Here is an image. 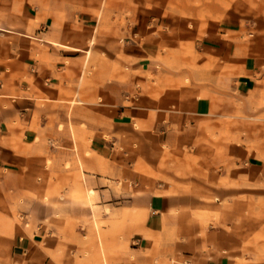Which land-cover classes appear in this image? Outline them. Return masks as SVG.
<instances>
[{
	"label": "rangeland",
	"instance_id": "1",
	"mask_svg": "<svg viewBox=\"0 0 264 264\" xmlns=\"http://www.w3.org/2000/svg\"><path fill=\"white\" fill-rule=\"evenodd\" d=\"M19 1L22 9L16 14L24 21L10 29H18L25 35L0 34V65L3 60L23 59L24 73L11 74L4 85L14 92L18 84L29 90L19 93V99L10 101L16 105L24 96L29 107L35 92L48 89L32 76L33 60L44 58L57 73L55 90L63 95L57 99L82 102L90 112V125L96 126L97 117H103L106 130L110 128L114 115L108 112V108L104 114L98 115L97 112L100 106L114 104L107 93L109 82L116 80L120 83L122 105H129L124 98L128 85V68L125 65L128 58L123 51L101 50L106 40L102 33L116 31L119 47L128 39H134L133 44L142 45L157 42L159 50L152 61L164 62H169V57L178 60L192 58L195 54L193 41H175L180 47L170 51L167 36L176 40L177 35L208 36L212 33V38L220 40L218 44L222 48L233 46V56L240 59L244 57H241V50H245V45L257 44V36L264 35V0H72V6L68 8L72 20L66 22L68 35L60 43L76 47L80 32L88 28L90 38L85 54L90 56L84 66L86 55L83 52L61 47L53 50L51 55L46 51L40 57L42 52L36 49L40 42L38 33L43 31L40 26L43 16L39 15L40 9L34 0ZM63 15L59 14L60 17ZM56 27L66 28L60 24ZM134 32L137 36L133 35ZM113 59L120 60L121 66H109V60ZM181 68L196 69L192 65ZM114 74H119V77L114 79ZM79 77L82 78L79 80ZM188 79L184 76L187 84ZM102 81L106 85L104 90L99 87ZM237 105L239 108L243 106L239 102ZM250 107L251 110L245 111L247 114L229 116L221 122L222 129H212L210 133L212 142L238 145L243 155L241 163L213 166L202 161L199 166L193 150L184 147L182 160L189 165L179 168L180 179L156 178V189L152 195L142 193L144 189L150 191V181L141 179L138 182L141 189L132 195L136 208L132 211L127 209L130 197L123 194L129 184L122 178L115 184L105 182L119 195L100 197L98 192L92 193L90 203L87 189L94 190V184H83L80 172L87 169L80 157V143L88 145L89 142H73V145L38 142L29 146L25 158L35 159L28 166L36 175L31 180L32 184L26 187V192L19 191L16 180L6 185L0 183V264H15L12 260L13 240L17 227L24 224L23 217L33 214L36 218L41 215L47 219L48 209L54 210L55 219L67 224L58 231L63 241H67L64 250L77 253V264H194L183 255L197 249L196 239L205 240L202 248L212 252L215 264H264V100ZM59 128L64 127L60 125ZM132 128L137 133L142 132L140 127ZM71 129L73 139L77 141L75 127L71 126ZM130 135L122 130L119 137L125 142H135V150L143 154L144 147L135 138L129 140ZM92 136L90 129L89 140ZM102 136L110 141L108 133ZM17 143L12 142L15 147ZM193 164L201 170L200 178H195V185L192 184ZM169 165L172 166L171 163ZM138 173L143 176L144 168L141 167ZM211 174L216 179H212ZM225 174L226 178L220 177ZM170 186L177 187L168 189ZM162 187L165 189L159 191ZM151 197L183 201L179 210L173 209L170 213L187 214L189 221L182 222V226L165 222L146 230L145 219L156 217L149 207ZM37 204H41L44 210L35 209ZM187 244L189 248L185 247ZM214 258L218 259L217 263Z\"/></svg>",
	"mask_w": 264,
	"mask_h": 264
},
{
	"label": "crops",
	"instance_id": "2",
	"mask_svg": "<svg viewBox=\"0 0 264 264\" xmlns=\"http://www.w3.org/2000/svg\"><path fill=\"white\" fill-rule=\"evenodd\" d=\"M34 2L39 6V15L43 16V21L40 20L43 31L38 33L40 42L36 49L42 52L39 53L40 57L44 56L46 51L48 55L53 54L51 52L57 47L84 54L87 52L85 50H88L90 38L88 28L80 32V41H76V47L60 43L68 35L65 32L68 29L66 22L72 20V13L68 12L72 0H34ZM20 9L22 8L19 0H0V34L25 35L18 29V31L10 29L11 26L24 21L16 14ZM60 13H64L63 17L59 16ZM57 24L66 28L57 29ZM102 34L106 35V40L103 41L101 50L123 51L124 56L128 58L125 64L128 68V85L124 98L125 103L129 105H122L120 83L113 80L107 85V93L114 104L98 107V115L106 113V108L114 115L108 130L104 127L103 117H97L96 126L90 125L88 117L90 112L82 102L57 99L63 96L55 90L57 73L53 71L52 64L44 58L33 60L32 76L36 82L44 83L48 89L43 88L35 92L34 101L29 107L25 103L27 98L24 96L20 98L22 102L14 105L10 99H19V93H26L29 88L18 84L14 92L4 83H8L11 74L24 73V60L2 61L0 65L1 184L6 185L16 180L20 186L19 191L26 192V187L32 184L31 180H34L36 175L28 166L35 159L25 158L31 145L34 146L38 142H55L64 145L89 142L88 145L80 143V157L87 168L85 171L81 169V180L83 184L86 182L94 184L96 191L87 189V194L98 192L100 197L119 195L105 182L115 184L122 178L129 184L127 192L123 194L130 197L127 209L132 211L136 209L132 195L136 190L141 189L138 183L141 179L150 181V191L145 189L142 191L146 195L155 192L154 181L158 177L174 181L180 179L179 168L184 164L189 165L182 160L184 147L193 150L199 166L202 161L213 166L222 163L231 166L233 163L242 162L240 158L243 155L238 145H234L233 142H212L210 133L212 129H222L221 122L229 116L236 113L247 114L245 111L251 110L250 105H258L264 100V35L257 36V44L245 45V50H241V57L243 55L244 57L240 59L233 56V46L222 48L218 44L220 40L213 39L212 33L208 36L177 35L176 40L167 36L166 42L170 51L180 47L175 41L183 43L193 41L195 54L192 58L178 60L169 57V62H164L152 61L159 50L157 42L142 45L133 44L134 39H128L122 47H119L116 31ZM127 35L131 38L130 31ZM133 35L137 36V33L134 32ZM85 55L84 66L87 65L90 54ZM183 65H192L196 69L185 70L181 68ZM109 66L120 67V60H109ZM184 76H188V84L184 81ZM116 77H119V74H114V79ZM81 78L79 77V80ZM99 84L104 90L106 85L103 81ZM237 102L243 106L239 108ZM60 125L64 128H59ZM71 126L75 127L77 141L73 139ZM133 126L140 127L142 132H135ZM90 129L93 136L89 140ZM122 130L131 134L129 140L132 138L138 140L139 145L144 147L143 154L135 150V142H125L119 137ZM103 133L110 135L109 142L104 139ZM12 142H18L16 147ZM39 146H42V143ZM170 163L172 166L169 165ZM141 167L144 168L143 176L138 173ZM191 168L192 180H194L192 184L195 185L197 184L195 178H200L201 170L195 164ZM211 176L212 179H216L213 174ZM220 177L227 176L225 174ZM176 187L170 186L168 189H176ZM164 189L162 187L159 191ZM213 192L212 190V194ZM224 193L227 194V191ZM149 202L150 210L156 217L149 216L145 219L146 230L152 225H161L165 222L182 226V222L189 221L187 214L170 213L171 210H179L181 207L183 201L179 199L151 197ZM35 209L44 210L41 204H37ZM48 211L47 219L42 218L41 215L36 218L37 216L33 214L23 217L24 224L21 228L17 227L13 240L12 260L15 264H77L75 262L77 253L64 250L67 241L64 242L63 236L59 235L58 229L67 224L63 220L54 218V210L48 209ZM129 225L132 227L133 224ZM195 241L198 243L197 249L183 256L193 260L194 264H215L212 262V252L202 248L205 240ZM185 247L189 248V244ZM214 260L217 263L218 259L214 258Z\"/></svg>",
	"mask_w": 264,
	"mask_h": 264
},
{
	"label": "bare ground",
	"instance_id": "3",
	"mask_svg": "<svg viewBox=\"0 0 264 264\" xmlns=\"http://www.w3.org/2000/svg\"><path fill=\"white\" fill-rule=\"evenodd\" d=\"M91 194H92V192H89V195H90V196H89V201H90V203H91V201H92V200H91Z\"/></svg>",
	"mask_w": 264,
	"mask_h": 264
}]
</instances>
